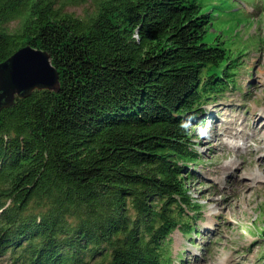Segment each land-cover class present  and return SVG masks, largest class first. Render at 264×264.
<instances>
[{"label":"trees","instance_id":"1","mask_svg":"<svg viewBox=\"0 0 264 264\" xmlns=\"http://www.w3.org/2000/svg\"><path fill=\"white\" fill-rule=\"evenodd\" d=\"M208 25L199 0H0V64L32 46L60 83L0 113V264H176L199 212L189 126L242 62Z\"/></svg>","mask_w":264,"mask_h":264},{"label":"rangeland","instance_id":"2","mask_svg":"<svg viewBox=\"0 0 264 264\" xmlns=\"http://www.w3.org/2000/svg\"><path fill=\"white\" fill-rule=\"evenodd\" d=\"M199 3L209 21L205 41L242 62L234 72L238 88L208 102L189 126L200 162L186 182L199 212L192 237L179 230L171 236L172 257L176 264H264V134L255 138L264 130V0ZM66 11L85 17L92 7Z\"/></svg>","mask_w":264,"mask_h":264},{"label":"water","instance_id":"3","mask_svg":"<svg viewBox=\"0 0 264 264\" xmlns=\"http://www.w3.org/2000/svg\"><path fill=\"white\" fill-rule=\"evenodd\" d=\"M59 90V74L46 51L27 46L0 64V113L36 91Z\"/></svg>","mask_w":264,"mask_h":264},{"label":"bare ground","instance_id":"4","mask_svg":"<svg viewBox=\"0 0 264 264\" xmlns=\"http://www.w3.org/2000/svg\"><path fill=\"white\" fill-rule=\"evenodd\" d=\"M230 129V128H229ZM228 129V130H229ZM237 129V127H235L234 129H231L230 130V132H231V134L233 135V137L234 136H237L238 134L237 133H234V131ZM263 129V128H262ZM259 130V131H257L256 133H255V138L258 140V141H261V136L264 134V130ZM259 136H260V138H259Z\"/></svg>","mask_w":264,"mask_h":264}]
</instances>
